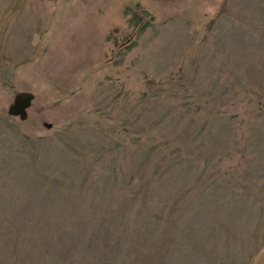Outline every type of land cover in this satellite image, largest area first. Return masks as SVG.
<instances>
[{"label":"rangeland","instance_id":"obj_1","mask_svg":"<svg viewBox=\"0 0 264 264\" xmlns=\"http://www.w3.org/2000/svg\"><path fill=\"white\" fill-rule=\"evenodd\" d=\"M0 264H264V0H0Z\"/></svg>","mask_w":264,"mask_h":264},{"label":"water","instance_id":"obj_2","mask_svg":"<svg viewBox=\"0 0 264 264\" xmlns=\"http://www.w3.org/2000/svg\"><path fill=\"white\" fill-rule=\"evenodd\" d=\"M33 97L34 95L28 91L16 92L6 107V115L25 120L27 117L26 110L30 106ZM42 125L46 128L50 127V123L42 122Z\"/></svg>","mask_w":264,"mask_h":264}]
</instances>
